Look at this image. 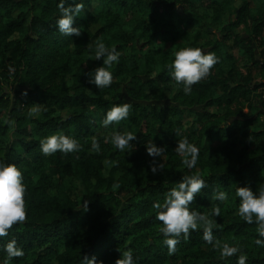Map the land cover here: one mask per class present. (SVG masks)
<instances>
[{
    "label": "trees",
    "instance_id": "16d2710c",
    "mask_svg": "<svg viewBox=\"0 0 264 264\" xmlns=\"http://www.w3.org/2000/svg\"><path fill=\"white\" fill-rule=\"evenodd\" d=\"M58 2L0 0V162L15 164L26 185V219L0 238V259L15 239L25 254L10 264H116L126 251L134 264H236L239 253L221 259L202 229L181 235L171 255L162 243L153 204L198 174L206 186L189 209L214 221V240L264 264L257 225L236 214L235 196L264 184V0H67L84 4L73 22L79 37L57 30ZM96 42L121 53L102 89L87 75L103 63ZM185 47L218 57L190 94L167 70ZM124 102L128 118L103 127L105 112ZM117 130L136 135L127 152L104 139ZM57 132L80 149L44 156L39 141ZM184 138L199 149L192 169L174 151ZM152 141L161 157L146 152ZM153 164L162 168L153 173ZM221 190L228 199H212Z\"/></svg>",
    "mask_w": 264,
    "mask_h": 264
},
{
    "label": "clouds",
    "instance_id": "9594fccd",
    "mask_svg": "<svg viewBox=\"0 0 264 264\" xmlns=\"http://www.w3.org/2000/svg\"><path fill=\"white\" fill-rule=\"evenodd\" d=\"M67 0H59L57 7L59 16L55 20L57 30L64 36L79 37L81 31L78 27L73 26L74 18L80 15L84 4L76 2L74 5L65 6ZM95 59L102 58V65L90 71L87 75L89 83L94 84L97 88L102 89L109 87L113 82V75L109 69L114 63H118L121 53L115 48L105 45L103 42L95 43ZM218 62V57L213 52H206L199 47H185L174 53V59L167 66L168 74L171 80L177 85H182L184 94H190L192 86L202 79L206 78L213 66ZM27 95L25 91L23 93ZM40 103H34L29 108V115H35L39 111ZM131 105L128 102L113 104L104 114L101 125L107 128L109 125L119 123L127 119ZM112 146L121 152H127L131 143L136 140V135L130 131L121 132L119 130L111 132L104 138ZM40 151L44 156L54 153L68 154L77 152L80 144L71 136L63 132L53 133L39 141ZM146 152L152 157H161L165 151L164 147L158 146L153 141L146 143ZM91 150L99 151L100 143L93 139ZM174 151L181 157V162L188 168L192 169L197 164L199 149L189 143L184 138L177 141ZM162 165L153 164L151 171L155 173ZM206 186L205 179L198 175H184L182 179L171 188L163 201V204L155 202L153 207L157 209L155 219L162 222L159 232L162 234V243L167 247L171 255L176 251V245L179 237L183 235L188 238L190 230H203V240L211 244L213 249H219L220 258L237 255L236 264H247V256L239 246L221 244L214 240L213 228L214 221L209 218L208 214L190 210L189 205L192 203L197 193ZM26 185L23 182V174L15 164H5L0 162V238L8 235L9 229L14 224L22 223L26 219L25 209ZM235 196L239 198V204L236 214L239 215L246 223L255 222L257 225V237L254 243L258 247H264V184L259 185L257 192H253L247 186H239L235 189ZM212 199L224 202L228 199V193L217 191ZM86 208V203H85ZM220 207H213L211 216H219ZM3 252L6 256L0 259V264H10V261L16 257L24 256V251L17 246L15 239L9 240L3 245ZM90 260V259H89ZM92 264H95L93 260ZM87 264V261H86ZM116 264H134L131 251H126L116 260Z\"/></svg>",
    "mask_w": 264,
    "mask_h": 264
},
{
    "label": "rangeland",
    "instance_id": "374dc122",
    "mask_svg": "<svg viewBox=\"0 0 264 264\" xmlns=\"http://www.w3.org/2000/svg\"><path fill=\"white\" fill-rule=\"evenodd\" d=\"M244 111H246V110H244ZM259 120H260L259 122H261L262 124H264V116L261 115V116L259 117ZM102 131H103V130H102ZM102 131H101V132H102Z\"/></svg>",
    "mask_w": 264,
    "mask_h": 264
}]
</instances>
